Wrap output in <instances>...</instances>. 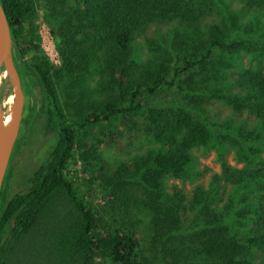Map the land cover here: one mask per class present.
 Listing matches in <instances>:
<instances>
[{
    "label": "trees",
    "instance_id": "1",
    "mask_svg": "<svg viewBox=\"0 0 264 264\" xmlns=\"http://www.w3.org/2000/svg\"><path fill=\"white\" fill-rule=\"evenodd\" d=\"M42 2L58 64L34 29L23 31L32 0H0L22 90L39 91L24 123L42 119L54 141L25 191L8 200L0 191V264H90L95 252L114 264H264V167L247 172L226 159L242 143L254 160L248 144L264 129V74L242 69L236 56L247 43L231 39L242 12L257 16L264 0ZM213 102L255 116V128L211 118ZM98 128L111 144L122 134L134 141L135 153L108 174L95 153ZM198 149H213L221 168L207 186ZM76 154L125 218L104 233L69 178Z\"/></svg>",
    "mask_w": 264,
    "mask_h": 264
},
{
    "label": "rangeland",
    "instance_id": "2",
    "mask_svg": "<svg viewBox=\"0 0 264 264\" xmlns=\"http://www.w3.org/2000/svg\"><path fill=\"white\" fill-rule=\"evenodd\" d=\"M32 10L30 18L23 24V31L27 32L34 29L42 51L46 54L50 62L58 64L59 57L55 48L56 39L50 34L49 27L42 20V0H32ZM231 39L243 40L247 43L248 50L241 51L236 56V60H239L242 69L264 74V12H258V15L254 16L250 12L243 11L240 18L239 29L231 34ZM253 51L254 53H252ZM140 52L142 53L144 50L141 49ZM31 55L32 53L29 52L27 57L29 58ZM226 58H228V55ZM234 58L235 56L233 59ZM0 81V107L2 108V113L8 114L11 106L12 108L14 106V110H16L15 108L17 107H15L16 100L12 92V84L5 70L0 73ZM38 101V87L35 83H32L31 93L25 94L23 92L22 111L18 122L17 138L11 152L1 187L7 200L12 198L15 194L21 193L27 189L29 179L39 166L44 163L48 152L51 150L52 145H54V141L50 140L49 136L41 132L43 131L42 119L37 120L30 115L28 125L24 123L29 115L30 107L32 105L38 106ZM207 113L211 118L216 117L220 120L232 118L237 123H244L250 131L254 129L256 125L255 116L247 112L235 113L222 103L213 102L208 106ZM92 132L96 135L94 139L98 142V148L95 153L99 162L102 163L104 167L103 173L108 174L109 169H112L119 160H122L127 152H130L129 154L135 153L133 138H129L127 134H122L120 138L114 141V144H111L108 139L105 138L104 133H107L105 129L98 128L96 130L94 129ZM259 133H261L260 141L248 144L254 150V160H252L248 154L246 156L243 153L244 144L241 143V151H239L238 147L235 148L231 146L226 154V159L232 167L243 169L247 172L263 169L264 129ZM196 155L199 159L198 166L207 168V175H205L202 180L200 179L204 186H207L212 173H221L219 161L216 158V152L213 149L206 152L198 149ZM67 170L70 180L80 189L81 194L86 198V203L96 213L99 220L97 228L99 233L109 231L113 225L120 224L121 219H125L118 209L119 206L115 205L116 207L114 208L113 202L107 199L106 195L97 185L98 181L95 180L98 174L95 172L96 167L85 165L79 154H76L73 160L69 162ZM193 185V182L185 183V185L180 184V186L184 187L186 192L190 191ZM229 195V191L224 194L222 203L228 200ZM128 219L133 223L135 228V215ZM148 235L147 221L144 219L142 224L137 228V236L141 247L145 250L148 248ZM90 264L114 263L105 252H95L92 255Z\"/></svg>",
    "mask_w": 264,
    "mask_h": 264
},
{
    "label": "water",
    "instance_id": "3",
    "mask_svg": "<svg viewBox=\"0 0 264 264\" xmlns=\"http://www.w3.org/2000/svg\"><path fill=\"white\" fill-rule=\"evenodd\" d=\"M12 42L5 13L0 5V73L5 70L16 92V110L12 113V137L7 140L0 130V191L7 170L11 152L17 138L18 122L22 111L23 90L17 69L12 59Z\"/></svg>",
    "mask_w": 264,
    "mask_h": 264
},
{
    "label": "bare ground",
    "instance_id": "4",
    "mask_svg": "<svg viewBox=\"0 0 264 264\" xmlns=\"http://www.w3.org/2000/svg\"><path fill=\"white\" fill-rule=\"evenodd\" d=\"M13 95L17 102L15 91H13ZM16 102H15V107H16ZM13 110H14V106L13 108L11 106L8 114H4L2 113V108L0 107V130L7 140H10L12 137V112Z\"/></svg>",
    "mask_w": 264,
    "mask_h": 264
}]
</instances>
